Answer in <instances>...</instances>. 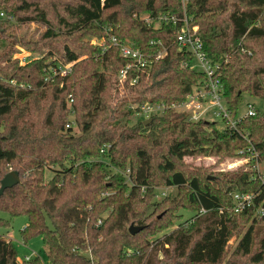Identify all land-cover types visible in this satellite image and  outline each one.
Returning a JSON list of instances; mask_svg holds the SVG:
<instances>
[{
	"label": "trees",
	"instance_id": "16d2710c",
	"mask_svg": "<svg viewBox=\"0 0 264 264\" xmlns=\"http://www.w3.org/2000/svg\"><path fill=\"white\" fill-rule=\"evenodd\" d=\"M185 5L220 66L232 116L245 95L264 101V0ZM164 15L182 18V0H0V185L15 171L21 180L0 197V212L28 219L23 240L42 237L48 264H264V217L256 213L264 187L251 179L252 165L210 173L185 163L242 158L247 141L222 122H189L170 111L148 124L134 117L135 106L184 101L205 79L191 69L193 56L179 51L181 24L141 20ZM32 24L45 27L37 41L21 31ZM112 36L153 58L167 50L153 59L148 83L121 82L128 61L119 47L92 44L105 38L110 46ZM21 49L38 56L23 64ZM71 112L79 136L66 129ZM239 130L264 163V113L244 118ZM163 188L176 194L158 200ZM236 191L261 194L235 213ZM10 224L0 218V228ZM132 225L143 230L131 235ZM0 264L44 263H20L0 236Z\"/></svg>",
	"mask_w": 264,
	"mask_h": 264
},
{
	"label": "built area",
	"instance_id": "2783aa9c",
	"mask_svg": "<svg viewBox=\"0 0 264 264\" xmlns=\"http://www.w3.org/2000/svg\"><path fill=\"white\" fill-rule=\"evenodd\" d=\"M184 15L182 18L177 16L164 15L158 17L155 21L149 16L141 17L149 25L159 27L162 23L181 24L180 30L177 34L176 43L179 51L190 53L193 56V62L190 64L191 69L203 73L205 75L204 82L196 87L193 92L187 96L184 101L173 103L171 105L166 103L145 104L133 107L135 110V119L148 120L156 115H164L167 112H172V115L177 118L188 120L189 122H199L202 120L208 121V118L220 120L228 131L231 133L240 134L248 143L247 149L240 151L239 155L242 157L234 163L228 164V171H232L237 165L251 164V179L258 181L264 187V163L252 145L248 136L242 134L239 130V124L244 118L254 117L257 111L253 106L249 105L248 112L245 116L233 117L231 112L225 105L224 89L221 82L220 66L214 64L204 50L203 42L198 34L197 27H191L190 21L186 15V0H182ZM3 17L4 15L1 14ZM111 45L108 46L106 39L92 40V44L102 48L103 52L108 51L110 47L117 46L123 59L128 61V64L120 71L119 80L121 82H128L131 86H137L141 83H148L151 79V69L153 59L160 60L167 55V50L156 54L155 58L143 53L140 49L134 47L130 43H119L115 37H110L108 40ZM32 59V55H24L20 58L23 64ZM63 75L71 73L72 65L63 66L60 68ZM71 117L74 113L71 112ZM208 117V118H207ZM75 123L69 122L66 129H72ZM105 150L102 151L104 153ZM169 189L161 190V197H168L167 191ZM144 191V189H143ZM261 192L256 193H241L239 191L231 194L232 209L235 213H243L252 207L256 206V201L259 199ZM158 196V198L160 197ZM208 211L202 209L200 214L203 215ZM257 215L264 217V200H262L257 207ZM103 225V221L99 220L97 227ZM33 258L25 257L20 263L30 262Z\"/></svg>",
	"mask_w": 264,
	"mask_h": 264
},
{
	"label": "rangeland",
	"instance_id": "374dc122",
	"mask_svg": "<svg viewBox=\"0 0 264 264\" xmlns=\"http://www.w3.org/2000/svg\"><path fill=\"white\" fill-rule=\"evenodd\" d=\"M144 17V16H142ZM26 31L30 33V36H27L30 39H33L34 41H37L39 39V35L45 30V27L42 25H37V24H32L30 26L24 27L21 31ZM21 31H19L21 33ZM21 52L16 56L18 59L21 58L24 55H32V53H28L24 51L23 49L20 50ZM33 57H37L38 55L35 53L32 55ZM71 103L68 104L70 107ZM250 106H253L255 111L260 112L261 114L264 113V101L253 98L249 95H245L243 99V103L239 109V117L245 116L248 112V108ZM208 118V117H207ZM70 122L74 123V117L69 118ZM208 122H218L220 123L221 121L218 119L214 118H208ZM140 121H145V120H140ZM136 120L133 119L132 123H135ZM73 134L76 136L80 135V132L76 125H73ZM241 158H227L224 160H219L216 157H190L185 159V163L189 165L192 169H198V168H205L208 170L210 173H215L218 171H228V164L229 163H234L240 160ZM242 165H237L234 170H238ZM233 171V170H232ZM55 172L52 170H48L46 173V180L50 181ZM167 191L168 196H173L176 194V189L175 188H165ZM163 188V191L165 190ZM162 190V189H161ZM160 190V191H161ZM161 195V192H159V195ZM158 200H162L161 196L157 198ZM183 215L185 219H189L190 217H193L195 214L194 213H189V212H183ZM0 218L8 220L11 222L10 227L8 228H0V236L8 239L13 243L15 248L18 251V259L20 261H23L25 257H31L33 259L39 258L44 264H48V256H47V248L45 246L44 240L42 237H35L31 239L27 244L24 242L23 237H22V230L27 226L28 224V219L26 217H20V218H10V216L6 213L0 212ZM234 241L232 240L230 242V246L234 245Z\"/></svg>",
	"mask_w": 264,
	"mask_h": 264
},
{
	"label": "water",
	"instance_id": "95a60500",
	"mask_svg": "<svg viewBox=\"0 0 264 264\" xmlns=\"http://www.w3.org/2000/svg\"><path fill=\"white\" fill-rule=\"evenodd\" d=\"M151 122V119L145 121V124ZM20 174L18 172H11L7 174L1 181L0 185V197L4 194L7 189L13 188L20 183ZM143 230V227H137L132 225L129 229L131 235H136Z\"/></svg>",
	"mask_w": 264,
	"mask_h": 264
}]
</instances>
